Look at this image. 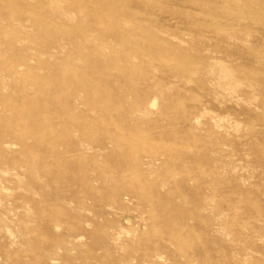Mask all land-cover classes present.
Segmentation results:
<instances>
[{"label": "rangeland", "instance_id": "rangeland-1", "mask_svg": "<svg viewBox=\"0 0 264 264\" xmlns=\"http://www.w3.org/2000/svg\"><path fill=\"white\" fill-rule=\"evenodd\" d=\"M9 1L0 264H264V0Z\"/></svg>", "mask_w": 264, "mask_h": 264}, {"label": "bare ground", "instance_id": "bare-ground-1", "mask_svg": "<svg viewBox=\"0 0 264 264\" xmlns=\"http://www.w3.org/2000/svg\"><path fill=\"white\" fill-rule=\"evenodd\" d=\"M6 1V0H5ZM9 1V0H8ZM57 2H60L61 0H56ZM102 1H104V2H107V1H105V0H102ZM9 2H11V1H9ZM248 5H249V0H248ZM18 6V5H17ZM101 15V18L100 17H98V16H96L93 12L91 13V16L93 17V18H97L98 20L99 19H102L103 17H105L106 15H107V12H105V11H103L102 12V14H100ZM205 24V23H204ZM202 25V24H201ZM206 25V24H205ZM204 25V26H205ZM210 25L211 26H213V25H215V24H212V23H210ZM210 25H208V27L210 26ZM203 26V25H202ZM207 27V26H206ZM85 33V32H84ZM164 43V49L166 50V49H168V48H170L172 51L173 50H176V47H172V46H169V44H167V43H165V42H163ZM163 46L161 45V47H162V49H163ZM167 51V50H166ZM181 52V51H180ZM222 66V65H221ZM224 70V75L225 74H228V73H230V71H228V69H223ZM222 73V72H221ZM150 104H151V107H156L157 105H158V101H157V99L155 98V99H153V100H151V102H150ZM22 105H23V108L24 109H28L29 107H31L32 106V104L30 103V102H28V101H26V100H24L23 101V103H22ZM194 119H196L197 121H199V117L198 116H196V117H194ZM4 174V173H3ZM78 240V239H77Z\"/></svg>", "mask_w": 264, "mask_h": 264}]
</instances>
